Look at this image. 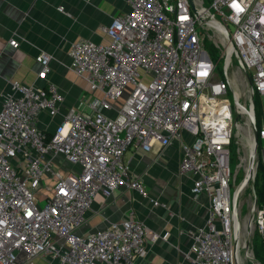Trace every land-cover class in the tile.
<instances>
[{
  "label": "built area",
  "instance_id": "2783aa9c",
  "mask_svg": "<svg viewBox=\"0 0 264 264\" xmlns=\"http://www.w3.org/2000/svg\"><path fill=\"white\" fill-rule=\"evenodd\" d=\"M122 1L127 11L103 28L106 42L81 39L69 47V70L91 95L84 111L69 109L48 133L38 122L42 114L50 120L59 116L65 97L57 85L11 82L0 96V264H136L145 259L147 241H166L169 235L149 237L131 214L101 230L82 233L81 228L94 198H109L120 188L164 207L148 199L125 155L153 146L164 150L174 140L180 144L179 173L189 174L191 193L205 195L208 202L207 218L191 232L185 259L238 264L243 250L251 256L248 245L241 246L246 239H241L243 189L238 188L245 180L235 186L229 148L240 131V114L247 116L244 126L250 125L254 141L251 117L256 123L253 99L258 95L263 104L255 156L259 143L264 152V0H207L208 6L204 0ZM202 31L211 32L217 61L204 50ZM9 45L17 48L19 42L13 38ZM51 60L44 52L36 57L41 78L51 72ZM235 69L245 83L248 106L234 83ZM128 87L116 109L113 104ZM41 188L50 195L41 194L38 203ZM246 229L248 238L254 232L264 237V206L258 207L257 199Z\"/></svg>",
  "mask_w": 264,
  "mask_h": 264
},
{
  "label": "crops",
  "instance_id": "0c3cea01",
  "mask_svg": "<svg viewBox=\"0 0 264 264\" xmlns=\"http://www.w3.org/2000/svg\"><path fill=\"white\" fill-rule=\"evenodd\" d=\"M58 7L63 12H58ZM126 11L122 0H0V96L11 82L43 87L50 81L57 85L65 97L59 116L50 120L42 114L38 122L39 128L48 133L55 130L69 109L84 111L91 95L87 84L69 70V47L81 39L106 42L103 28L112 16ZM13 38L19 42L17 48L9 45ZM41 52L52 56L51 72L45 78H41V66L36 61ZM180 158L177 140L164 150L153 146L148 152L129 151L125 162L131 174L144 183L148 199L164 207H154L137 192L120 188L109 198H94L81 232L101 230L132 215L149 237L169 235L166 241L148 240V255L136 264H190L185 259L190 234L205 222L208 202L205 195L195 198L191 193V176L179 173Z\"/></svg>",
  "mask_w": 264,
  "mask_h": 264
},
{
  "label": "rangeland",
  "instance_id": "374dc122",
  "mask_svg": "<svg viewBox=\"0 0 264 264\" xmlns=\"http://www.w3.org/2000/svg\"><path fill=\"white\" fill-rule=\"evenodd\" d=\"M204 2H205V6H208L207 0H204ZM233 29L234 27L232 25H228V30L230 32H232ZM200 35H202V40L204 43V50L207 52V54L213 61H217L219 58V50L216 49L213 44L211 32L202 31ZM236 65H237V62L233 60V67H235ZM216 73L221 75V62L218 63V69L216 70ZM232 77L234 79L235 85L237 84L236 86L238 90H241L242 92L241 101L244 103L245 106H248L249 105L248 104V93L245 92L246 86H245V83L242 77L237 71V69H235L234 75ZM130 89L131 88L128 87L124 96L118 102L113 104L116 109L122 105L125 98L128 96ZM228 98L232 101V97L230 93L228 94ZM253 101H254L253 105H254V114L256 118V125L258 127L260 120L262 118V104L263 103H262L261 98L258 95L254 96ZM237 121L238 123L241 124L240 131H239V134H237L234 140L232 141V144L229 148V151H230L229 165H230V171L232 173V177L235 174V186L239 185L241 182H243V180L246 179V175H247L246 168L248 164L247 160H248L249 153H250V149L247 145V139L251 137L252 135L250 125H249V129H248V126L247 128L246 126H244V124L247 125L248 123L247 116L240 114L237 116ZM262 144L263 143H259L257 154L255 156L256 174L254 177V181L249 182V184L246 185V187L242 190L239 196L238 208H239V218H240V227H241V239L247 240V245H248L247 250L249 251L251 255L250 257L245 256L244 254L245 250H243L241 252V262L242 263L240 262V264H264L262 260H260L258 257L255 256L254 249H253V245L254 247L259 246L260 237L258 235H254L255 233L254 232V233L249 234V238H248L247 229H246V223H247L248 217L250 216L251 208L255 200L253 196L252 186L254 190L256 191L260 189L262 185L264 184V166H262V164H264V160L262 157V148H261ZM261 169H263V172L259 173L258 171ZM53 184H54L53 182L48 183V186L50 187V189L52 188ZM231 190H233L232 181H231ZM41 194L50 195V193L46 191L45 188H41L36 193V199L38 200V203L42 202ZM256 199H257V194H256ZM36 262L37 264H44L43 262L41 263V261L39 260Z\"/></svg>",
  "mask_w": 264,
  "mask_h": 264
},
{
  "label": "bare ground",
  "instance_id": "6f19581e",
  "mask_svg": "<svg viewBox=\"0 0 264 264\" xmlns=\"http://www.w3.org/2000/svg\"><path fill=\"white\" fill-rule=\"evenodd\" d=\"M237 85V84H236ZM237 93V95L239 94L238 92H236ZM244 108V107H243ZM246 111H248L247 109H246ZM242 113V112H241ZM243 114V113H242ZM252 120H253V117H252ZM247 125H248V123H247ZM247 128V127H246ZM238 130H239V126H238V128H237ZM249 129V128H248ZM246 134V133H245ZM247 145H248V147H249V149H250V153H249V157H248V160H247V162H248V164H247V168H246V179H245V182H243L241 185H240V187L238 188V191H240V190H242V189H244L245 188V186L247 185V183L248 182H251L252 181V179H253V177H254V175H255V161H256V159H255V161H253L254 160V157L252 156L253 155V148H254V141H253V138H251V137H249L248 139H247ZM241 246H243V248H246L247 247V240L245 241V242H243V245H242V243H241ZM237 263L238 264H240V261H239V259H238V257H237ZM242 263V262H241Z\"/></svg>",
  "mask_w": 264,
  "mask_h": 264
},
{
  "label": "trees",
  "instance_id": "16d2710c",
  "mask_svg": "<svg viewBox=\"0 0 264 264\" xmlns=\"http://www.w3.org/2000/svg\"><path fill=\"white\" fill-rule=\"evenodd\" d=\"M262 166H264V164H262ZM258 172L259 173L263 172V169L259 170ZM255 193L257 194V206L258 207L264 206V184L262 185V187L260 189L256 190ZM254 235H258L260 237L259 246L254 247V245H253L254 254L256 257H258L264 263V237H261L256 232L254 233Z\"/></svg>",
  "mask_w": 264,
  "mask_h": 264
},
{
  "label": "water",
  "instance_id": "95a60500",
  "mask_svg": "<svg viewBox=\"0 0 264 264\" xmlns=\"http://www.w3.org/2000/svg\"><path fill=\"white\" fill-rule=\"evenodd\" d=\"M189 1H191V0H189ZM225 35H226V37H228V35H227V33H225ZM253 135H254V141H255V143L257 142V125H256V123H255V119L253 118ZM253 157H254V160L253 161H255V148L253 149V155H252ZM262 157H263V160H264V152H263V154H262ZM252 190H253V193H254V198H255V200H254V204L256 203V196H255V192H254V188L252 187ZM237 234H238V230H236L235 231V237L237 236Z\"/></svg>",
  "mask_w": 264,
  "mask_h": 264
}]
</instances>
